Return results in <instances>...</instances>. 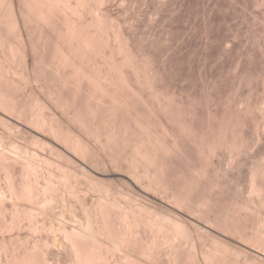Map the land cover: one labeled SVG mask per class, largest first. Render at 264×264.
I'll use <instances>...</instances> for the list:
<instances>
[{"label":"bare ground","instance_id":"1","mask_svg":"<svg viewBox=\"0 0 264 264\" xmlns=\"http://www.w3.org/2000/svg\"><path fill=\"white\" fill-rule=\"evenodd\" d=\"M0 173V264H264V0H0Z\"/></svg>","mask_w":264,"mask_h":264},{"label":"rangeland","instance_id":"2","mask_svg":"<svg viewBox=\"0 0 264 264\" xmlns=\"http://www.w3.org/2000/svg\"><path fill=\"white\" fill-rule=\"evenodd\" d=\"M237 6H239V5H237ZM236 6V7H237ZM140 7V9H144L145 8V5H140L139 6ZM240 7V6H239ZM238 7V8H239ZM250 7V6H249ZM237 8V9H238ZM259 8V6H254L253 8L252 7H250V8H248L249 10L250 9H252V10H250V11H252L253 13H260V11H262L261 9L262 8H260V9H258ZM146 9V8H145ZM144 9V10H145ZM254 9V10H253ZM149 10V9H148ZM247 10V9H246ZM249 10L247 11V14H248V12H249ZM238 11V10H237ZM259 11V12H258ZM246 12V11H245ZM252 12H249V13H252ZM246 14V15H247ZM257 14H254V16L255 15H257ZM249 15V14H248ZM247 15V16H248ZM149 16H151L150 17V21H147V23H145L144 25H143V27H142V29L144 30V31H149V32H152V33H154V32H156L157 33V31L158 32H162L164 29L163 28H165V25H164V23L163 22H158V21H155L156 19H158V15L157 14H152V13H150L149 14ZM250 16V15H249ZM251 16H253V14H251ZM157 17V18H156ZM159 18H161V17H159ZM151 19H153V20H151ZM159 20V19H158ZM235 20V19H234ZM160 21V20H159ZM153 22V23H152ZM158 24H157V23ZM156 23V24H155ZM237 23V22H236ZM150 24V25H149ZM233 24H235V22L233 23ZM156 25V26H155ZM164 25V26H163ZM162 26H163V28H162ZM256 26H259V24L257 23L256 24ZM256 26H254V27H256ZM149 27H151V28H149ZM245 39H246V37H245ZM246 44V43H245ZM200 79V78H199ZM201 81H204V79L202 80L201 79ZM200 81V82H201ZM201 87V86H200ZM10 122H12V123H14V124H19L18 126H19V128H22V129H24V130H29L28 128H26L25 127V125L23 124V123H18V122H15L14 120H15V118L14 117H12V116H5ZM25 145H26V147L27 148H29V149H33L34 148V146L33 145H31L30 144V142H29V140H27L26 142H25ZM34 150V149H33ZM181 162V161H180ZM181 163H175V166H176V169H179V165H180ZM87 165L89 166V163H87ZM181 167H180V169H182L183 167H182V164L180 165ZM245 170V169H244ZM98 172H100V173H97L96 175V178L98 177L99 178V180L97 179V181H99L100 183H104V185H106V186H109V187H111V188H114V189H116V190H118L119 188L122 190V191H124L123 189H125V191L126 190H128V185L126 186V184L124 183V181H123V179H124V174H126V172H125V170H123V168H117V167H115L114 165H110V164H107V165H105V166H101L99 169H98ZM1 173H0V182L1 181H3V180H1L2 179V177H1ZM244 176V177H243ZM237 178V179H236ZM244 178V179H243ZM246 177H245V175H244V173L243 174H238V175H236V177H235V181H233V183L234 182H238V184H240V186H242V188H244L245 189V183H246V179H245ZM238 180V181H237ZM243 182V183H242ZM245 182V183H244ZM84 185V186H83ZM81 186H83L82 187V189H84V187H86L85 189H84V191H85V193H87V195H88V197H95L96 196V194L98 193V192H96V193H94L93 191H91V192H86V190H88V187H87V185H85V184H81ZM233 189H231L230 191H232V190H234V187H232ZM119 189V190H120ZM89 191H90V189H89ZM235 193H237L235 190L234 191H232V196L234 197V194ZM94 194H95V196H94ZM237 194H239V193H237ZM237 194H235V197H238V196H241L240 194L239 195H237ZM90 195V196H89ZM223 197H225V196H222L221 197V199H220V201H218V202H216L217 203V207H219V206H221L223 203L222 202H224V200H222L223 199ZM242 197H244L245 198V194L243 193V195L241 196V197H238V198H241L242 199ZM220 203H221V205H220ZM59 206H61L60 204H59ZM59 206H57L56 208L57 209H55V213L56 212H58V211H60V208H59ZM66 214V213H65ZM67 215L68 214H66L65 216H59L60 218H64V219H60V220H66V221H64V222H66V223H71L73 220H71L70 218H68V217H70V216H68L67 217ZM71 220V221H70ZM72 224H74V222L73 223H71V224H69V225H72ZM201 226H203V225H201ZM203 229H204V231H200V230H196V231H194L195 232V234H196V239L198 240V243L200 244V245H205V246H212V244L214 243V239H213V237L212 236H210L208 233H211L212 235H219V237L226 243V245H227V247H228V249H229V253H231L230 255L234 258V259H237L238 260V262L240 261L241 263H242V261H244L245 260V263H246V261L247 260H249V258H247L246 256H244V255H246V253H244L242 250H245V251H247V252H249V253H253V254H257V255H259V256H261V254L260 253H258L257 251H256V249L255 248H253V247H251L250 245H247V244H245V243H243V242H241V241H239L236 237H232L231 235H226V234H223V235H220V234H218V232H219V230L218 229H216V228H214V227H209L208 228V224L207 223H205V227L203 226ZM23 230V231H22ZM22 231V232H21ZM28 231V232H27ZM16 232V233H15ZM193 232V233H194ZM24 233V234H23ZM12 236L15 238V237H17V239H18V236L21 238V239H19L20 241H22V239L25 237L26 239H33V238H36L37 236H36V234L37 233H32L31 231H29V230H26L25 228H22L21 230H19V231H12ZM16 234V235H15ZM30 234H31V236H30ZM213 239V240H212ZM213 241V242H212ZM210 243H212V244H210ZM209 244V245H208ZM65 250V251H64ZM64 252V253H63ZM65 252L69 255V253L66 251V249H63L62 248V250L60 249V251L58 252V253H55V254H53V255H51L50 257H51V263L52 264H66V263H69V260H71V256L68 258V255L66 254L65 255ZM245 258V259H244Z\"/></svg>","mask_w":264,"mask_h":264}]
</instances>
